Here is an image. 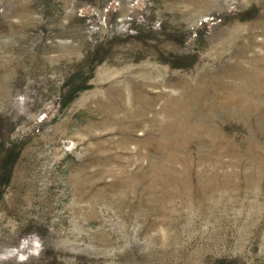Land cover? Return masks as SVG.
<instances>
[{
  "label": "rangeland",
  "instance_id": "374dc122",
  "mask_svg": "<svg viewBox=\"0 0 264 264\" xmlns=\"http://www.w3.org/2000/svg\"><path fill=\"white\" fill-rule=\"evenodd\" d=\"M0 264H264V0H0Z\"/></svg>",
  "mask_w": 264,
  "mask_h": 264
}]
</instances>
